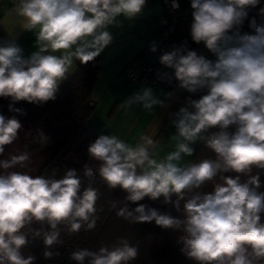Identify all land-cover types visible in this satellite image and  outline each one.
Returning a JSON list of instances; mask_svg holds the SVG:
<instances>
[{"label":"clouds","instance_id":"obj_1","mask_svg":"<svg viewBox=\"0 0 264 264\" xmlns=\"http://www.w3.org/2000/svg\"><path fill=\"white\" fill-rule=\"evenodd\" d=\"M260 4L190 0L191 40L203 43L215 60L188 49L186 42L159 56L179 88L206 90L199 99L187 98L174 113L173 151L156 158L155 140L143 133L134 145L101 134L87 149L89 158L99 162L96 172L106 186L127 194L123 206L112 204L116 215L130 224L155 222L179 232L180 251L195 264H264V184L259 171L251 174L253 167L264 170V7L259 21L249 18V10ZM146 6L147 0H18L11 12L22 20L23 31L34 33L38 50L25 58L15 39L0 43V97L11 99L9 111L25 114L13 107L20 101L40 105L55 100L75 62L93 61L113 42L109 28L143 16ZM171 7L179 8L177 0ZM150 51H157L155 44ZM134 105L152 112L164 102L144 87L124 101L125 107ZM22 129L16 116L0 114V156ZM39 139L46 146L49 138L39 131ZM197 142L215 158L182 163L194 155ZM29 163L28 151L0 159V264H35L34 255L24 254L34 239L43 240L45 259L59 255L53 249L63 244L62 231L94 229L103 210L97 207L99 190L91 183L85 187L76 169H66L60 178L55 171L51 176L10 171ZM232 172L236 175H225ZM83 175H95L87 163ZM208 182L211 190L200 191ZM146 197H163L180 215L137 203ZM129 202L137 206L130 210ZM138 255L137 245L118 238L97 250L76 249L70 259L131 264Z\"/></svg>","mask_w":264,"mask_h":264},{"label":"trees","instance_id":"obj_2","mask_svg":"<svg viewBox=\"0 0 264 264\" xmlns=\"http://www.w3.org/2000/svg\"><path fill=\"white\" fill-rule=\"evenodd\" d=\"M190 25L191 22L183 24L170 37L176 41V47H179L182 42H186L188 49L197 45L191 40ZM23 56L28 58L31 55ZM99 64L100 55L87 64L76 61L75 72L60 83L55 100L40 105L26 101H20L13 105L15 108L22 109L25 113L23 115L10 112L8 106L11 99L0 97V114L8 117L16 116L23 125L19 138L13 144L5 146V152L0 156V159H8L11 155L23 151L30 153V163L26 169L17 166L10 171L30 170V174L33 176H51L55 171V178H60L66 169H76L79 171L85 187L91 183L94 188L99 190L100 199L97 201V207L103 209L97 213L99 219L94 229L87 231L81 229L78 234L62 231L63 244L57 245L53 249L59 255L45 259L43 256L45 247L42 239L32 240L24 249V254L34 255L36 257L35 264H76L70 259L72 251L82 248L97 250L102 245H112L118 238H125L131 244L139 247V255L131 264H195L194 261L181 253L182 245L178 242L179 232L163 229L155 222L130 224L118 217L116 209L112 208L113 203L117 204V208L123 206V200L127 194L119 188L112 190L106 186L96 172L99 162L89 158L87 151L89 144L98 138L86 127V121L93 110L90 94ZM39 131H43L49 138L46 146L40 142ZM86 163L94 170L95 175L92 178L83 175V166ZM258 171L261 182L264 184V170L253 167L251 174L254 175ZM225 175L235 176L236 173ZM242 179H246V177L242 176ZM211 188L212 182H208L200 191H210ZM261 190L264 191V188ZM137 203L147 204L172 216L180 215L172 204L163 203V197L157 201L149 200L146 197ZM136 206L137 204L129 202L130 210Z\"/></svg>","mask_w":264,"mask_h":264},{"label":"crops","instance_id":"obj_3","mask_svg":"<svg viewBox=\"0 0 264 264\" xmlns=\"http://www.w3.org/2000/svg\"><path fill=\"white\" fill-rule=\"evenodd\" d=\"M185 1L179 0L180 3ZM17 2L18 0H0V35L4 41L15 39L22 47L23 55H31L38 50L35 46V35L23 31L22 20L11 12ZM166 13L164 0H147L143 16L132 21L121 18L122 27L109 28L113 42L100 54L99 68L90 94L93 110L86 121V127L97 137L101 134L116 135L132 145L138 142L142 133L149 135L155 140L153 151L158 159L174 150V142L169 141V137L175 133L171 121L174 119V113L186 106L187 98H181L176 92L163 86H153L138 81H120L117 79V74L134 58L145 62L151 53L148 42L166 22ZM165 47L171 51L176 47V41L171 38ZM205 50L202 48L197 53L209 58L210 55ZM75 70L76 62L71 74ZM144 87H150L154 95L164 102V106L157 105L152 112L145 111L140 105L125 107L124 101ZM193 147L194 155L184 157L182 163L215 158V154L202 142H197Z\"/></svg>","mask_w":264,"mask_h":264},{"label":"built area","instance_id":"obj_4","mask_svg":"<svg viewBox=\"0 0 264 264\" xmlns=\"http://www.w3.org/2000/svg\"><path fill=\"white\" fill-rule=\"evenodd\" d=\"M164 3L167 11V20L148 42L149 50L153 44L157 47V51L155 53L150 51L155 55L156 61L151 64H147L137 59H133L119 71L117 79L123 82L138 81L148 85L163 86L176 92L181 98L202 96L206 94V90L198 91L196 93H188L186 90L179 88L178 81L174 78L173 70L165 67L159 62V56L166 51H170L165 47V44L168 42L170 37L180 26L188 24L192 20L190 1L186 0L183 3H180L179 0H177L179 8L176 10H173L171 7L172 0H164ZM260 7H264V0H261V4L259 6L249 10V18L255 17L259 21L260 17L258 12ZM243 30H249L248 21H245ZM3 41L4 39L0 35V43ZM208 59L215 60V56L211 55Z\"/></svg>","mask_w":264,"mask_h":264},{"label":"water","instance_id":"obj_5","mask_svg":"<svg viewBox=\"0 0 264 264\" xmlns=\"http://www.w3.org/2000/svg\"><path fill=\"white\" fill-rule=\"evenodd\" d=\"M155 61H156V57L153 53H150V55L147 56V58L145 59V63H147V64H151Z\"/></svg>","mask_w":264,"mask_h":264},{"label":"rangeland","instance_id":"obj_6","mask_svg":"<svg viewBox=\"0 0 264 264\" xmlns=\"http://www.w3.org/2000/svg\"><path fill=\"white\" fill-rule=\"evenodd\" d=\"M202 48H205L206 50L205 51H207L208 52V54L211 56V55H213L205 46H204V44L203 43H201V44H199L196 48H194V49H190V50H195V51H197V52H200L199 50H201Z\"/></svg>","mask_w":264,"mask_h":264}]
</instances>
